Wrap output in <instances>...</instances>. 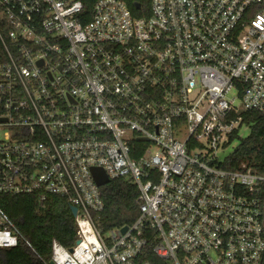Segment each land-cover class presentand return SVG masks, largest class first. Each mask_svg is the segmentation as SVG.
<instances>
[{
    "label": "built area",
    "instance_id": "2783aa9c",
    "mask_svg": "<svg viewBox=\"0 0 264 264\" xmlns=\"http://www.w3.org/2000/svg\"><path fill=\"white\" fill-rule=\"evenodd\" d=\"M135 9L0 0V193L77 208L46 264H264V174L223 167L243 113L264 112V0ZM92 167L136 185L131 224L102 230ZM21 242L0 207V248Z\"/></svg>",
    "mask_w": 264,
    "mask_h": 264
},
{
    "label": "trees",
    "instance_id": "16d2710c",
    "mask_svg": "<svg viewBox=\"0 0 264 264\" xmlns=\"http://www.w3.org/2000/svg\"><path fill=\"white\" fill-rule=\"evenodd\" d=\"M135 15H140L134 2L148 4V0H125ZM243 124L250 130L247 136L239 138L223 167L236 170L242 164L264 174V112L243 113ZM100 191L105 207L98 218L103 231L113 227L131 224L138 216V188L124 178L112 179L101 186ZM261 197L264 198V184ZM0 207L11 218L25 236L30 248L21 242L17 246L0 248V264H46L51 258V241L57 239L62 245L70 247L76 237L75 217L70 203L63 196L50 195L43 207L38 206L34 197L28 194L0 193ZM144 259L153 264L160 260L152 254Z\"/></svg>",
    "mask_w": 264,
    "mask_h": 264
},
{
    "label": "water",
    "instance_id": "95a60500",
    "mask_svg": "<svg viewBox=\"0 0 264 264\" xmlns=\"http://www.w3.org/2000/svg\"><path fill=\"white\" fill-rule=\"evenodd\" d=\"M134 6L137 8L139 7L138 2H134ZM91 173L93 176L94 181L98 186H104L110 182L109 178L107 177L105 171L101 167H92ZM71 212L73 216H76L77 208L75 206H70ZM126 227L122 229V231H125ZM50 264H53L52 262Z\"/></svg>",
    "mask_w": 264,
    "mask_h": 264
},
{
    "label": "rangeland",
    "instance_id": "374dc122",
    "mask_svg": "<svg viewBox=\"0 0 264 264\" xmlns=\"http://www.w3.org/2000/svg\"><path fill=\"white\" fill-rule=\"evenodd\" d=\"M249 130L250 129L247 126L241 127L239 130V137L241 138V137L247 136L249 133ZM238 143H239V138L232 141L231 144L225 149L224 156L230 154Z\"/></svg>",
    "mask_w": 264,
    "mask_h": 264
}]
</instances>
